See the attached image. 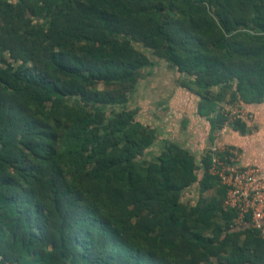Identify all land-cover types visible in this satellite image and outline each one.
<instances>
[{
    "label": "trees",
    "instance_id": "trees-1",
    "mask_svg": "<svg viewBox=\"0 0 264 264\" xmlns=\"http://www.w3.org/2000/svg\"><path fill=\"white\" fill-rule=\"evenodd\" d=\"M132 42L192 76L213 132L247 128L212 87L264 103V0H0V264H264L210 151L198 166L170 142L141 162L154 132L96 107L123 97L95 86L133 85L149 64Z\"/></svg>",
    "mask_w": 264,
    "mask_h": 264
},
{
    "label": "rangeland",
    "instance_id": "rangeland-1",
    "mask_svg": "<svg viewBox=\"0 0 264 264\" xmlns=\"http://www.w3.org/2000/svg\"><path fill=\"white\" fill-rule=\"evenodd\" d=\"M132 45L148 57L149 64L139 72L138 80L133 85L105 86L99 84L95 86L98 90H105L119 98L123 97L122 103L103 105L99 103L96 107L101 106L107 112L131 110L135 113L136 120L154 132V143L146 150L140 159L141 162L152 161L165 149L167 144L174 142L193 154L199 166L203 156L212 147L218 146L217 143L222 137L229 139L233 135L236 137L238 134L242 135L241 131L234 128L233 125L213 132L210 120L198 113L200 97L192 83V76L179 72L141 43L132 42ZM6 59L14 66L17 65L8 56ZM3 65L4 63L0 61V66ZM211 91L220 96L219 112L226 119L229 118L231 110L241 109V104L229 103V90L217 86L212 87ZM65 103L81 110H87L91 105V101H84L80 96L69 97L65 99ZM244 112L248 115V121H245L247 133L254 129L255 124L249 118L251 112ZM235 148L239 151L237 147ZM197 191V186L190 188L185 198L196 200ZM209 195L210 191L204 194L205 197Z\"/></svg>",
    "mask_w": 264,
    "mask_h": 264
},
{
    "label": "built area",
    "instance_id": "built-area-1",
    "mask_svg": "<svg viewBox=\"0 0 264 264\" xmlns=\"http://www.w3.org/2000/svg\"><path fill=\"white\" fill-rule=\"evenodd\" d=\"M243 116L246 114L242 109H233L228 122ZM227 126L226 123L222 130ZM210 153L209 172L226 190L224 207L236 211L234 225L251 228L264 238V179L258 177L256 168L241 163V154L236 148L218 145Z\"/></svg>",
    "mask_w": 264,
    "mask_h": 264
},
{
    "label": "crops",
    "instance_id": "crops-1",
    "mask_svg": "<svg viewBox=\"0 0 264 264\" xmlns=\"http://www.w3.org/2000/svg\"><path fill=\"white\" fill-rule=\"evenodd\" d=\"M243 111H249L254 129L249 130L246 134L229 139L222 137L217 145L231 148L237 147L241 153V163L246 166L254 167L258 170V177L264 179V103L255 105H242ZM248 121V115L242 117ZM249 126V125H248Z\"/></svg>",
    "mask_w": 264,
    "mask_h": 264
}]
</instances>
